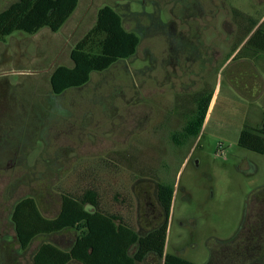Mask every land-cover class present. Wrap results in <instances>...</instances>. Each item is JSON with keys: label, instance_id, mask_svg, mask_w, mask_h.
<instances>
[{"label": "rangeland", "instance_id": "obj_1", "mask_svg": "<svg viewBox=\"0 0 264 264\" xmlns=\"http://www.w3.org/2000/svg\"><path fill=\"white\" fill-rule=\"evenodd\" d=\"M15 0H0V11ZM108 5L140 38L136 53L59 95L49 76L71 66L74 43ZM264 0H79L58 32L15 31L0 41V264H32L44 241L68 248L72 229L22 250L13 205L33 197L54 217L60 196L90 182L109 210L137 231L162 221L155 181L173 189L165 253L192 264H225L210 253L234 237L264 186V155L237 144L264 119V52L246 46ZM254 30V29H253ZM215 98L196 136L183 129L196 98ZM174 137H176L174 139ZM153 215H156L153 218ZM147 264H161L148 256Z\"/></svg>", "mask_w": 264, "mask_h": 264}, {"label": "trees", "instance_id": "obj_2", "mask_svg": "<svg viewBox=\"0 0 264 264\" xmlns=\"http://www.w3.org/2000/svg\"><path fill=\"white\" fill-rule=\"evenodd\" d=\"M78 2L15 0L0 11V41L15 31L35 34L46 27L51 32H58ZM244 40L253 51L264 52V20L259 24L253 20L234 50ZM139 42L138 34L124 28L122 16L113 7H100L94 24L70 50L72 65H57L52 70L49 76L52 93L59 95L67 89L82 87L92 72L104 71L120 60L131 58ZM210 100L211 96L196 98L198 107L183 129V139L198 135ZM237 144L264 155V119L257 127H245ZM154 192L165 220L142 234L121 214L103 205L100 188L92 182L80 189L63 192L59 211L54 217H45L36 200L27 196L13 205L10 220L22 250L39 236L68 229L76 232L75 239L66 249L42 242L32 254V264H146L148 256H154L161 264H192L182 257L165 253L173 189L157 179ZM88 205L91 207L86 211Z\"/></svg>", "mask_w": 264, "mask_h": 264}, {"label": "flooded vegetation", "instance_id": "obj_3", "mask_svg": "<svg viewBox=\"0 0 264 264\" xmlns=\"http://www.w3.org/2000/svg\"><path fill=\"white\" fill-rule=\"evenodd\" d=\"M158 207L161 210L159 205ZM161 212L162 223L165 217L162 210ZM155 217L156 215H153V218ZM224 252H226L225 264H264V186L257 188L248 202L237 234L231 239L220 241L216 246L210 247L211 254ZM211 259L212 257L208 264H212Z\"/></svg>", "mask_w": 264, "mask_h": 264}, {"label": "crops", "instance_id": "obj_4", "mask_svg": "<svg viewBox=\"0 0 264 264\" xmlns=\"http://www.w3.org/2000/svg\"><path fill=\"white\" fill-rule=\"evenodd\" d=\"M215 103H216V101H215V98L213 96V97H211V100H210L208 108H207L206 116H205V119H204L205 122H208L210 120L211 113H212V111H213V109L215 107ZM70 264H79V263L73 262V263H70Z\"/></svg>", "mask_w": 264, "mask_h": 264}, {"label": "clouds", "instance_id": "obj_5", "mask_svg": "<svg viewBox=\"0 0 264 264\" xmlns=\"http://www.w3.org/2000/svg\"><path fill=\"white\" fill-rule=\"evenodd\" d=\"M90 207H91L90 205L86 206V207H85V210L87 211V209L90 208Z\"/></svg>", "mask_w": 264, "mask_h": 264}]
</instances>
